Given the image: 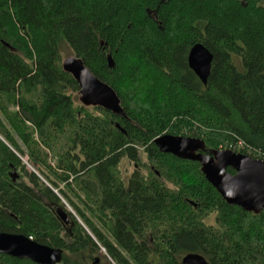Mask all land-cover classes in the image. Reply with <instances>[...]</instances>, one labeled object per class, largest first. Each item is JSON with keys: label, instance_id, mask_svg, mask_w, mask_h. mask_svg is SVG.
I'll return each mask as SVG.
<instances>
[{"label": "trees", "instance_id": "1", "mask_svg": "<svg viewBox=\"0 0 264 264\" xmlns=\"http://www.w3.org/2000/svg\"><path fill=\"white\" fill-rule=\"evenodd\" d=\"M63 44L126 117L75 103ZM164 134L264 160V0H0V232L62 249L59 264H264V210L227 204L197 161L160 151Z\"/></svg>", "mask_w": 264, "mask_h": 264}, {"label": "water", "instance_id": "2", "mask_svg": "<svg viewBox=\"0 0 264 264\" xmlns=\"http://www.w3.org/2000/svg\"><path fill=\"white\" fill-rule=\"evenodd\" d=\"M213 59V54L201 43L195 44L189 51V68L204 85L211 74ZM108 60L109 66L113 67L112 57L109 56ZM62 67L77 81L80 101L84 106L101 107L126 117L117 92L95 76L81 58L69 56L63 60ZM154 143L163 153L197 161L207 181L227 204L255 214L264 210V160L231 149L205 151L204 141L194 137L164 134L157 137ZM228 168L234 173L229 172ZM58 213L65 223L69 222L65 211L58 209ZM0 253L29 259L37 264H59L63 259L60 248L40 244L23 234L6 232H0ZM98 262L99 259H96L94 264ZM182 264L209 262L201 254L189 253L182 259Z\"/></svg>", "mask_w": 264, "mask_h": 264}, {"label": "rangeland", "instance_id": "3", "mask_svg": "<svg viewBox=\"0 0 264 264\" xmlns=\"http://www.w3.org/2000/svg\"><path fill=\"white\" fill-rule=\"evenodd\" d=\"M62 51H63V58H62V61L64 60V59H66L67 57H69V56H72V55H74L73 54V52H72V50L68 47V45L67 44H63V49H62ZM69 94H71V93H69ZM72 96H73V98L74 99H76L77 100V102L75 101V103L77 104V105H79V104H82V102L80 101V94H79V92H74V93H72ZM83 105V104H82ZM84 106V105H83ZM84 107H86V109L87 110H89L90 112H93V113H96V111L94 112V107L93 106H84ZM225 149H229V148H225ZM220 150H222V149H220ZM231 150H233V149H231ZM22 158V157H21ZM22 161L26 164V166H27V168L30 170V171H35V169L33 168V166L32 165H30L29 164V162L27 161V158L26 157H23L22 158ZM143 161H146V159H145V157H143ZM52 163H53V161H51ZM134 168H135V164L132 162V161H130L128 158H123V160L121 161V163H120V165H119V172H120V175H121V177L123 178V180L124 181H127V179L129 178V176L132 174V172L134 171ZM37 172V171H36ZM68 205V204H67ZM69 206V205H68ZM67 206V208H68V210H70V211H72L71 213L72 214H74L75 215V212L73 211V208H71L70 206L68 207ZM215 215L216 214H212L211 216H209L207 219H206V222L208 223V224H214L215 223ZM79 220V219H78ZM79 222H81L80 220H79ZM101 253H105L104 252V250H102L101 249Z\"/></svg>", "mask_w": 264, "mask_h": 264}, {"label": "bare ground", "instance_id": "4", "mask_svg": "<svg viewBox=\"0 0 264 264\" xmlns=\"http://www.w3.org/2000/svg\"><path fill=\"white\" fill-rule=\"evenodd\" d=\"M72 212V211H71ZM73 213V212H72Z\"/></svg>", "mask_w": 264, "mask_h": 264}]
</instances>
